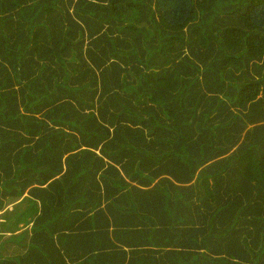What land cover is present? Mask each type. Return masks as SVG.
<instances>
[{"label":"trees","instance_id":"obj_1","mask_svg":"<svg viewBox=\"0 0 264 264\" xmlns=\"http://www.w3.org/2000/svg\"><path fill=\"white\" fill-rule=\"evenodd\" d=\"M0 264H264V0H0Z\"/></svg>","mask_w":264,"mask_h":264},{"label":"rangeland","instance_id":"obj_2","mask_svg":"<svg viewBox=\"0 0 264 264\" xmlns=\"http://www.w3.org/2000/svg\"><path fill=\"white\" fill-rule=\"evenodd\" d=\"M22 205H23V204L21 203L20 206H19V208H22V207H21ZM21 226H22V223L19 222V223L17 224V227H21Z\"/></svg>","mask_w":264,"mask_h":264}]
</instances>
